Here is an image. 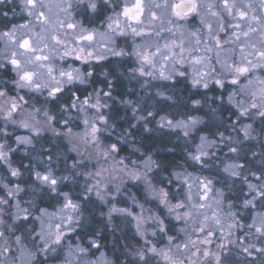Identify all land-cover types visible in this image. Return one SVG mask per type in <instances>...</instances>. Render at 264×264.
<instances>
[{
    "label": "clouds",
    "instance_id": "1",
    "mask_svg": "<svg viewBox=\"0 0 264 264\" xmlns=\"http://www.w3.org/2000/svg\"><path fill=\"white\" fill-rule=\"evenodd\" d=\"M0 264H264V0H0Z\"/></svg>",
    "mask_w": 264,
    "mask_h": 264
}]
</instances>
